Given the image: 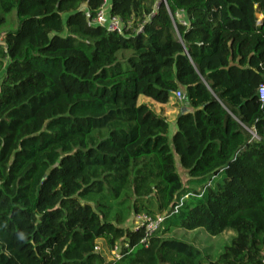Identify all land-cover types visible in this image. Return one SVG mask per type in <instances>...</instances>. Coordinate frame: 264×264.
<instances>
[{"label": "trees", "instance_id": "obj_1", "mask_svg": "<svg viewBox=\"0 0 264 264\" xmlns=\"http://www.w3.org/2000/svg\"><path fill=\"white\" fill-rule=\"evenodd\" d=\"M102 3L0 0V264H264V0H110L122 35ZM177 92L169 139L137 99Z\"/></svg>", "mask_w": 264, "mask_h": 264}, {"label": "rangeland", "instance_id": "obj_2", "mask_svg": "<svg viewBox=\"0 0 264 264\" xmlns=\"http://www.w3.org/2000/svg\"><path fill=\"white\" fill-rule=\"evenodd\" d=\"M162 0H157V2H160ZM15 16V11H13V13L11 14V17ZM13 21H11L10 19H8V24L10 25ZM13 27V26H12ZM11 26H5L2 27L0 29V44H2L3 42V33L6 32L7 30L12 28ZM142 97H139V101L137 102V104H140L142 102H148L145 99L142 100ZM184 100H186L184 97L180 100V101H174L172 102V106L173 107H177L178 105L181 107V105H183L182 103L184 102ZM149 106H151L152 110L154 109L155 112L160 111V109L152 104H149ZM160 114L163 113L162 111L159 112ZM172 131L170 129L168 137L169 139L172 137ZM176 160V164H177V169H178V174L183 182V185L185 186V188L191 187L188 184V177L186 176V174L180 169L179 165H178V160L175 157ZM141 220H142V216L137 217V218H132L128 221V223L126 224L127 227L129 228H134L135 226H141ZM169 237L178 239L180 241L186 242L190 245H193L194 247L200 249L205 255H208L212 260H215L221 253L223 248L228 245L231 240L234 237V233L232 232H226L224 234H221L219 236L216 237H212L210 235H208L205 231L203 230H196L193 232H183V231H179V230H174ZM116 252H112L110 253V257H116Z\"/></svg>", "mask_w": 264, "mask_h": 264}, {"label": "built area", "instance_id": "obj_3", "mask_svg": "<svg viewBox=\"0 0 264 264\" xmlns=\"http://www.w3.org/2000/svg\"><path fill=\"white\" fill-rule=\"evenodd\" d=\"M109 1L110 0H103L100 9L97 11L94 19L89 23V25L91 27L104 28L107 32L110 33L122 35L125 30V25L119 18L109 15ZM160 2L165 3L164 0ZM257 95L259 101L264 102V85L259 86ZM183 97L184 96L181 92H177L174 94V98L177 101H180ZM181 202L182 200L179 202L180 205ZM177 209L178 207H175L173 213H177ZM164 218V216H157L154 219H151L149 217L142 216L141 226H144L146 235L150 236L152 233H154L159 228L160 224L164 221ZM96 250L98 251L99 248H96ZM114 251L117 253L116 249ZM116 258L119 259L118 254H116Z\"/></svg>", "mask_w": 264, "mask_h": 264}, {"label": "crops", "instance_id": "obj_4", "mask_svg": "<svg viewBox=\"0 0 264 264\" xmlns=\"http://www.w3.org/2000/svg\"><path fill=\"white\" fill-rule=\"evenodd\" d=\"M260 19H261V16H258V20H260ZM178 20L179 21H183L184 19H182L181 17H178ZM182 94H183V96L185 98V93L182 92ZM141 99L142 100L145 99L148 102H142V103H140L138 105L145 104V105H148L149 106V104H152V105L158 107L160 109V111L163 112V113L160 114L159 113L160 111L155 112L154 109H153V111L157 115H160V116L164 117L168 121V123L170 124V129H171L172 133H174L175 130H176V118L180 114V112L181 111H189L190 110V108L188 107V104H187L186 100H184V102L182 103L183 105H181V107L179 105L177 107H173L172 106L173 105L172 102L177 101L175 98H172L171 101H169V103H167L165 105L157 104V103H155V102H153L150 99H147L145 97H142ZM139 100L140 99L138 97L137 102Z\"/></svg>", "mask_w": 264, "mask_h": 264}, {"label": "water", "instance_id": "obj_5", "mask_svg": "<svg viewBox=\"0 0 264 264\" xmlns=\"http://www.w3.org/2000/svg\"><path fill=\"white\" fill-rule=\"evenodd\" d=\"M164 2H165V0H164Z\"/></svg>", "mask_w": 264, "mask_h": 264}]
</instances>
